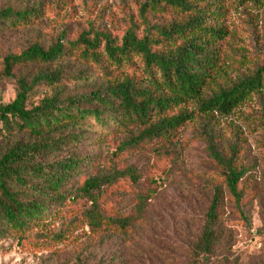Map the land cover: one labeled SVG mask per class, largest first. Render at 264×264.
<instances>
[{
    "label": "trees",
    "instance_id": "16d2710c",
    "mask_svg": "<svg viewBox=\"0 0 264 264\" xmlns=\"http://www.w3.org/2000/svg\"><path fill=\"white\" fill-rule=\"evenodd\" d=\"M218 5L142 0L122 34L89 21L74 36L69 16L60 17L61 0L55 16L61 28L51 35L41 28L50 14L45 0H0V83L16 92L12 102H0V241L40 251L50 241H72L80 248L75 264H90L83 236L128 237L140 227L143 204L137 215L107 209L111 189L124 182L138 187L142 180L138 166L120 168L114 160L149 148L158 158H173L180 133L194 127L219 178L199 228L186 234L184 264H235L226 209L252 228L249 170L239 162L238 145L224 151L215 124L255 97L264 102V53L242 54L246 71L229 78L223 57L228 30L214 24L223 14ZM89 73L99 76L90 91L69 88ZM41 87L49 93L41 96ZM261 119L264 127V106ZM91 129L99 140L118 141L108 166L82 154ZM76 205L77 215H62ZM57 217L61 227L49 228ZM257 233L264 235V228Z\"/></svg>",
    "mask_w": 264,
    "mask_h": 264
},
{
    "label": "rangeland",
    "instance_id": "374dc122",
    "mask_svg": "<svg viewBox=\"0 0 264 264\" xmlns=\"http://www.w3.org/2000/svg\"><path fill=\"white\" fill-rule=\"evenodd\" d=\"M49 16H45L42 31L48 34L60 30L57 15V1L45 0ZM142 0H61L67 15L66 26L76 36L86 22L96 28L115 34L125 30V18ZM219 3L220 18L214 24L228 30L224 44L225 67L229 78H235L246 71L247 57L264 53V0H207ZM80 22V23H79ZM65 26V25H64ZM86 71L87 68L82 67ZM234 69V70H232ZM80 83H69L71 90L90 91L98 82V74ZM49 93L46 87L40 94ZM12 85L0 83V102L9 103L15 98ZM264 102L257 97L249 100L233 115L220 119L215 124L216 137L229 152L231 145L239 148V162L249 170L246 177L252 198L248 204L251 229L237 222L231 209H226V227L234 233L232 261L235 264H253L264 260V235L257 233L264 228V127L261 112ZM83 142V155L99 157L102 166L110 165L118 141L104 138L99 140L96 130L91 129ZM194 127L179 135L173 158H158L149 148L135 154L121 156L114 161L120 168L135 164L142 180L138 187L129 182L111 189L106 205L112 215L139 213L140 227L128 237L111 233L103 240L96 241L88 234L82 237L90 264H184L186 234L196 232L211 199V185L218 180V172L209 156L207 146L198 140ZM111 159V160H110ZM98 163V164H99ZM143 195L145 201H141ZM72 201V200H71ZM141 203V204H140ZM81 205L69 206L65 218L77 215ZM61 217V216H60ZM60 217L48 224L49 228H60ZM137 218V217H136ZM85 231L89 233L86 228ZM75 232L73 236L80 235ZM94 241H93V240ZM80 248L72 241L48 242V250L40 251L32 246L16 247L13 241H0V264H75Z\"/></svg>",
    "mask_w": 264,
    "mask_h": 264
}]
</instances>
